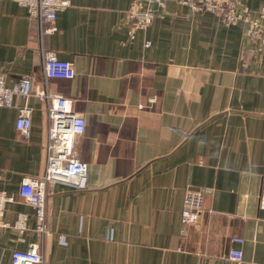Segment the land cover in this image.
Returning a JSON list of instances; mask_svg holds the SVG:
<instances>
[{"label": "crops", "instance_id": "0c3cea01", "mask_svg": "<svg viewBox=\"0 0 264 264\" xmlns=\"http://www.w3.org/2000/svg\"><path fill=\"white\" fill-rule=\"evenodd\" d=\"M67 1L42 24L54 29L40 33L25 7L0 0V73L7 85L29 74L37 88L45 82L41 49L72 63V78L47 83L85 118L75 150L87 163L86 188L48 183V232L40 235L18 189L44 171L46 105L29 95V137L15 127L23 100L0 106V190L12 198L0 264L31 243L42 264H262L264 45L258 52L242 23L224 25L178 0L152 4L153 20L133 37L131 0ZM262 4L240 0L237 9ZM188 187L204 192V210L182 227ZM21 212L27 229L18 231ZM231 248L241 250L240 262L229 260Z\"/></svg>", "mask_w": 264, "mask_h": 264}, {"label": "built area", "instance_id": "2783aa9c", "mask_svg": "<svg viewBox=\"0 0 264 264\" xmlns=\"http://www.w3.org/2000/svg\"><path fill=\"white\" fill-rule=\"evenodd\" d=\"M25 7L29 17L38 20L42 28L40 33L50 32L54 29L43 26V23H52L56 13L68 5L67 0H14ZM194 11H210L215 13L224 25L242 23L244 36L250 42L257 43L260 52L264 45V4L255 12L237 9L240 0H178ZM164 5V0H131L126 11L125 22L129 25V35L133 37L134 30L147 27L155 16L152 7ZM41 35V34H40ZM149 42H146L148 45ZM42 50L45 82L40 87H33L31 75H23L11 85H7L5 77L0 73V106L10 107L14 104V97L23 100L17 106L15 127L18 132L29 137L31 129V107L27 105L29 95L34 93L38 99L45 103L48 117L47 142L45 145V168L38 177H24L18 189V195L27 202L36 221L35 230L42 236L48 232L46 223V190L48 183L61 182L75 189H84L87 186V163L82 161L75 150V143L85 129L83 115L73 111L70 101L59 93L49 90L47 79H69L75 74L70 61L58 58L51 50ZM12 198L4 190H0V229L6 224L3 221L5 205ZM204 192L198 188L188 187L183 196L180 210V223L196 225L199 216L204 210ZM259 207L264 209V178L262 179L259 197ZM28 216L26 213L17 215L14 227L18 231L27 229ZM233 241L242 240L232 237ZM63 241V237H61ZM228 258L232 262H240L242 252L231 248ZM43 257L37 243H31L26 249H15L11 253L10 264H42ZM264 264V261L263 263Z\"/></svg>", "mask_w": 264, "mask_h": 264}]
</instances>
